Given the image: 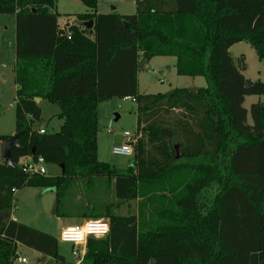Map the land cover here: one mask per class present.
<instances>
[{
  "label": "trees",
  "instance_id": "trees-1",
  "mask_svg": "<svg viewBox=\"0 0 264 264\" xmlns=\"http://www.w3.org/2000/svg\"><path fill=\"white\" fill-rule=\"evenodd\" d=\"M81 2L97 9V0ZM55 8V0H0V15L16 22L19 135L15 168L1 158L12 136H0V264H15L19 245L39 262L62 260L56 237L12 219L24 188L55 190L57 218L108 220V237L88 241L90 264H264V104L244 107L264 95V83L247 87L245 58L236 63L230 53L247 43L264 65V0H136L135 15L79 16L93 21L92 35L61 29ZM158 57L175 58L178 76L207 86L140 93L142 65ZM36 98L59 107V133L36 129ZM108 98L137 104L141 138L126 170L98 158V103ZM39 157L61 175L25 173L21 160ZM100 180L114 182L120 201L157 187L170 206L139 218L70 203L76 183L90 191Z\"/></svg>",
  "mask_w": 264,
  "mask_h": 264
},
{
  "label": "rangeland",
  "instance_id": "rangeland-1",
  "mask_svg": "<svg viewBox=\"0 0 264 264\" xmlns=\"http://www.w3.org/2000/svg\"><path fill=\"white\" fill-rule=\"evenodd\" d=\"M97 9L92 10L81 0H55V12L59 15V25L64 31L71 26H78L87 30L79 16L88 14L131 16L136 14V0H97ZM15 16L0 15V136H14L16 134V85H15ZM231 56L238 63L241 57L245 58L247 69L244 76L252 83L261 80L264 83V65L259 61L255 50L247 43H239L230 50ZM176 59L173 57H158L142 65L138 75L139 91L142 94L157 95L169 94L176 88L198 90L207 86L206 80L201 77H182L176 74ZM169 67H172L173 70ZM258 98L264 104V95L248 97L244 107L249 110L250 105ZM42 121L36 124V129H45L48 134L60 132L63 121L58 118V106L46 101L40 103ZM137 104L132 99L108 98L98 103V158L118 170H126L134 166L133 157L117 156L113 148L124 143L123 134L137 133ZM252 123V120L249 119ZM25 160H21L22 164ZM47 177H58L61 168L54 164H46ZM70 203L77 208L99 207L101 212L107 206L112 207V213L120 216L142 215L153 217V212L170 206L156 187L140 190L135 199L120 201L115 196L114 182L100 180L94 182L92 190L87 191L85 185L76 183L70 190ZM13 218L16 222L30 226L40 232L52 235L58 240V255L62 259L57 264H90L84 256L77 252L71 244L59 241L60 220L55 215L56 192L53 189L24 188L17 191ZM88 220V219H86ZM108 221V220H107ZM86 246V253H87ZM19 255L27 258V264H48V261H38V254L34 250L19 245ZM77 254L80 257H77Z\"/></svg>",
  "mask_w": 264,
  "mask_h": 264
},
{
  "label": "built area",
  "instance_id": "built-area-1",
  "mask_svg": "<svg viewBox=\"0 0 264 264\" xmlns=\"http://www.w3.org/2000/svg\"><path fill=\"white\" fill-rule=\"evenodd\" d=\"M71 34H68V38L70 39ZM134 101V100H133ZM40 134H45V129L39 130ZM124 143L120 146H116L113 148V154L117 156H124V157H133L134 156V147L141 138L139 133L132 134L130 132H125L123 134ZM46 162L44 158L39 157L37 159H30L25 161L21 164L25 173L31 175H40L46 176ZM15 192V191H13ZM88 228V231H84L85 228ZM106 227V231H105ZM110 234V224L107 220H93L88 219L85 220L83 224L67 227L61 230L59 241L66 244L73 245L74 248L77 249V252L85 257L86 255V246L90 239H104L108 237ZM77 254V257L80 255ZM28 260L25 257L19 255L16 259L15 264H27ZM79 264H81L79 262Z\"/></svg>",
  "mask_w": 264,
  "mask_h": 264
},
{
  "label": "water",
  "instance_id": "water-1",
  "mask_svg": "<svg viewBox=\"0 0 264 264\" xmlns=\"http://www.w3.org/2000/svg\"><path fill=\"white\" fill-rule=\"evenodd\" d=\"M85 27L90 30L91 35L93 34V21H90L85 24ZM246 86L247 87H253L254 83L250 81H246ZM35 101L39 103L41 101L40 98H36ZM19 135L15 134L10 138L8 141L2 144L1 146V158L2 160L11 168H15V164L12 161V150L16 149L19 147ZM177 158H180V153L177 147ZM62 168V167H61ZM63 169V168H62Z\"/></svg>",
  "mask_w": 264,
  "mask_h": 264
},
{
  "label": "crops",
  "instance_id": "crops-1",
  "mask_svg": "<svg viewBox=\"0 0 264 264\" xmlns=\"http://www.w3.org/2000/svg\"><path fill=\"white\" fill-rule=\"evenodd\" d=\"M232 49V48H231ZM16 61H17V59H16ZM176 65V64H175ZM170 69H171V71L173 70V68L172 67H169ZM15 69H16V67H15ZM139 75V74H138ZM15 81H16V72H15ZM261 81V80H260ZM15 85H16V82H15ZM16 91H17V85H16ZM250 97H258V96H250ZM248 98V97H247ZM246 98V99H247ZM42 102V100L38 103V104H40ZM255 103H262L261 102V100H260V98H258L254 103H252V104H255ZM251 104V105H252ZM251 105H250V107H251ZM250 109V108H249ZM16 197H17V192H16ZM16 205H18V202L16 201V203H15V206ZM12 219L14 220V221H16V219L15 218H13V215H12ZM58 220H60V228H61V230L62 229H64V228H67V227H72V226H77V225H81V224H83L84 223V221L86 220V219H79V218H70V219H62V218H58ZM60 230V231H61ZM38 254V253H37ZM40 257H41V255L40 254H38V260L40 259Z\"/></svg>",
  "mask_w": 264,
  "mask_h": 264
},
{
  "label": "clouds",
  "instance_id": "clouds-1",
  "mask_svg": "<svg viewBox=\"0 0 264 264\" xmlns=\"http://www.w3.org/2000/svg\"><path fill=\"white\" fill-rule=\"evenodd\" d=\"M89 229L86 227L85 229H84V231H88ZM107 229H106V227H105V231H106Z\"/></svg>",
  "mask_w": 264,
  "mask_h": 264
}]
</instances>
